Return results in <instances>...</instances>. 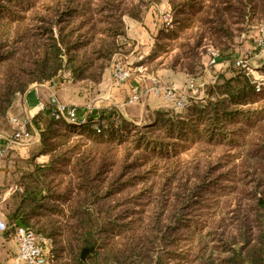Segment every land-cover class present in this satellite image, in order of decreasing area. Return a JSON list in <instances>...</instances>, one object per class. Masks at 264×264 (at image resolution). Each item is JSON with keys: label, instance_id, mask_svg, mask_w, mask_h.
Masks as SVG:
<instances>
[{"label": "rangeland", "instance_id": "rangeland-1", "mask_svg": "<svg viewBox=\"0 0 264 264\" xmlns=\"http://www.w3.org/2000/svg\"><path fill=\"white\" fill-rule=\"evenodd\" d=\"M133 1L135 4L142 1L143 19L124 15L125 35L118 37L119 51L113 56L102 80L99 83H72L66 71L58 76L62 77L63 87L55 92L63 103L78 109H97L99 115L103 110L112 109L121 116L120 121L124 120L120 123H127L125 133H128L156 125L154 120L158 112H170L178 118L186 117L190 109H176L164 96L155 95L151 91L154 79L161 87L175 89L181 96H186L191 107L196 105L194 101L207 105L210 86L241 73L252 79L256 89L260 83L261 93L264 91V48L261 46L264 19L232 25L220 42L205 37L197 47L193 38L189 41L176 40L167 56L162 55L146 64L157 36L171 26L173 9L171 0ZM27 3L0 0V8L6 7L2 8V19L28 17L31 14L26 9ZM214 53L218 54L215 65L211 63ZM238 62L245 67H237ZM120 68L129 72L130 77L119 83L115 75ZM168 72L180 74L178 78L181 79L168 77ZM211 72L216 75L212 80L203 79ZM37 84L41 83H32L25 93ZM137 89L141 98L131 103L130 98ZM25 93L16 94L9 119L20 115L19 108L15 112V105L18 101L24 102L22 96ZM260 105H263L262 108ZM257 107L255 115L259 121L264 119V100L251 109ZM246 109L240 108L241 111ZM84 112L88 117L92 115ZM9 119H0V145L12 131ZM242 125H246L243 119ZM240 127L241 124L231 125L223 138L215 137L218 140L225 138L223 146L206 145L200 138L203 136L193 135L194 143L184 154L187 163L182 162L177 178L170 181H167L163 170L148 172L146 167L129 172L123 180L120 176L124 172L117 175L115 171L118 169L111 167L106 173L108 175L103 176V183L95 179L99 182L89 189L86 196L88 205L80 210V219L107 221L100 233L101 245L93 251H99L106 260L92 258L89 253L85 264H233L235 260L241 264H252L246 257L259 250V246H255L260 243L264 231V208L258 207V204H264V156L262 150L257 152L261 145V140H257L259 136L229 137L237 131L240 133ZM83 141L85 145H82L81 151L97 147L92 140ZM164 141L177 143L175 140ZM169 151L175 150L172 148ZM123 157L124 154L117 159ZM75 167L76 161L66 163L59 175L53 177L55 185H58L56 196L68 197V202L56 205L48 201L47 207L33 216V226L39 230L37 234L45 238L43 243L49 255H53L51 264L58 256L67 259L64 264H77L68 251L70 247L77 248L71 244L76 237L72 233L77 231L73 226H78V223L68 219L73 207V200L70 201L68 196L72 187L68 182ZM95 170L93 168L92 172ZM135 176L140 178L135 179ZM80 183L82 180L75 176V187ZM46 195L44 192L40 199ZM78 195L84 202V193ZM78 195L77 192L71 193L73 199ZM185 199L186 202L183 201ZM49 206H55L60 211L55 213ZM11 208L10 205H0L2 213H12ZM131 223L132 230L124 228ZM86 227H89L87 223ZM97 227L101 229L102 226L97 224ZM84 249L86 247L78 253L81 258ZM55 250L60 254L55 255Z\"/></svg>", "mask_w": 264, "mask_h": 264}, {"label": "trees", "instance_id": "trees-1", "mask_svg": "<svg viewBox=\"0 0 264 264\" xmlns=\"http://www.w3.org/2000/svg\"><path fill=\"white\" fill-rule=\"evenodd\" d=\"M19 2H28L26 9L31 15L5 21L2 19V8L5 6L0 8V119H9L17 93H25L29 85L35 82H53L63 71L68 73L72 83H99L113 56L119 51L118 37L125 35L124 15L136 20L143 19L140 8L142 1L141 4H135L133 0ZM171 6V26L157 36L154 50L146 64L162 55L167 56L173 50L176 40L189 41L193 38L197 47L205 37L220 42L232 25L250 24L264 19V0H171ZM208 90L207 105L194 101L196 105L191 107L189 102L183 108H190L186 117L177 118L173 113L161 111L156 114V125L135 129L129 134L125 133L127 123H120L124 120L120 121L121 116L112 109L103 110L97 121L89 120L85 125L77 126L64 119H57L55 106L48 102L45 109L28 123V131L30 134L39 132L40 143L34 152L48 156L50 160L42 170L36 169L24 182L21 202L14 217H22L29 230L39 233L32 223L38 210H44L48 201L56 205H61L62 201L68 202V197L56 196L58 185H55L53 177L59 175L66 163L76 161L74 174L71 172L72 178L68 182L72 187L68 192L69 200H73L72 213L68 219L77 221L78 226L73 227L78 231L80 224L82 233H72L76 237L71 246L77 248L70 247L68 251L70 258L76 260L77 264H85V260L78 256L79 251L84 247L95 249L101 245L100 233L107 221L80 219V210L88 205L86 196L89 189L99 180L103 183L102 178L108 175L106 173L111 167L118 169L115 171L117 175L124 172L120 180L129 172L146 167L148 172L163 170L167 181H170L177 178L181 166L187 163L184 154L194 143L193 135L203 136L200 138L206 145L223 146L225 138L218 140L215 137L223 138L229 126L238 124H241L240 133L237 131L229 137L259 136L257 140H261V145L257 152L262 150L264 156V119H256L255 113L259 107L251 109L264 100V91L258 92L252 79L243 73L232 79H223L222 83L210 86ZM241 107L248 109L241 111ZM77 111L82 116L86 110L77 108ZM242 119L246 125H242ZM235 120L237 121L234 122ZM243 126L249 130H245ZM83 139L94 141L97 147L81 151L82 145H85ZM165 139L175 140L177 143H165ZM186 143L190 145L186 147ZM172 148L174 152L169 151ZM123 154V158L117 159ZM93 168L96 169L95 172H92ZM75 176L82 180L77 187L74 184ZM50 178L51 181L48 182ZM136 178L140 177L135 176ZM44 192L47 195L40 199ZM73 192H77V195L84 193L85 201L79 198L80 195L73 199ZM183 201L186 202V199ZM258 207L264 208V204L260 203ZM48 208L55 213L60 211L55 206ZM97 224H101V229H98ZM132 225L131 223V227L128 225L124 228L132 230ZM257 246L259 250L253 251L246 258L252 264H264V231L260 243L255 247ZM56 254L60 253L55 250ZM236 255L241 256V253ZM89 256L102 259L103 262L106 260L99 251L91 252ZM63 257H56L54 264H64L67 259ZM233 264L241 263L235 260Z\"/></svg>", "mask_w": 264, "mask_h": 264}, {"label": "crops", "instance_id": "crops-1", "mask_svg": "<svg viewBox=\"0 0 264 264\" xmlns=\"http://www.w3.org/2000/svg\"><path fill=\"white\" fill-rule=\"evenodd\" d=\"M144 31L145 33L148 32L145 29ZM141 34L144 36L143 32H141ZM148 34L149 33H147V35ZM179 75L180 74H175L172 72H168L167 74L168 77L173 78H178ZM214 76H216L215 72H211L203 79L212 80ZM186 78H184L185 81L187 80ZM61 81L62 77H58L53 82L39 84L37 87V90L40 94L39 97L36 93L35 88H31L29 91H27L22 96L24 102H16L15 112H18V110L20 109V115L18 114V117H20L24 121L31 123L33 118L42 111L41 104L43 106H46V104L49 102L50 93L57 91L58 88L63 87ZM57 94H59V92H57ZM17 108L19 109L17 110ZM85 109L87 113H92L91 119H95L96 121L99 119L100 115L97 109ZM11 127L13 131L14 127L12 123ZM12 131L9 132L8 135L11 134ZM32 136L33 139L28 145L24 147H16L9 153V155L5 159L0 161V205L6 204L12 207V213H2L0 210V219L9 224L8 231L0 233V264H16V257L18 253V245L15 238L16 232L21 225L27 227L22 217H14L15 213L19 209V205L21 202L23 185L24 182L28 180L27 178L31 173H34L36 169L42 170L50 160L48 156L37 155V153L34 152L35 148L40 143V134L38 131H35ZM1 144H3L2 141Z\"/></svg>", "mask_w": 264, "mask_h": 264}, {"label": "built area", "instance_id": "built-area-1", "mask_svg": "<svg viewBox=\"0 0 264 264\" xmlns=\"http://www.w3.org/2000/svg\"><path fill=\"white\" fill-rule=\"evenodd\" d=\"M261 46L264 48V38L261 41ZM213 59L211 63L215 65L217 63L218 54H213ZM237 67H245L243 63L238 62ZM130 77V73L123 71L122 68L118 69L117 74L115 75V80L117 82H124L127 78ZM257 82V81H256ZM153 86L151 91L155 95H162L164 98L174 104V108L183 109L187 103L188 98L181 96L175 89H165L161 87L160 83L156 80H152ZM261 84L257 86V91H261ZM38 84L33 86L35 88L38 97L40 96L37 90ZM141 95L138 92V89L134 91L133 95L130 98L131 103H136L140 100ZM49 102L55 106V116L57 119H64L69 124L81 126L89 122L92 115L79 116L77 108L63 103L59 97L56 95V92H51L49 97ZM41 103V102H40ZM42 111L45 109V106L41 104ZM90 114V113H89ZM11 123L13 125V131L3 140V144L0 145V161L5 159L9 153L14 150L16 147H24L28 145L33 136L28 131L27 121L22 120L18 116L11 118ZM8 223L0 219V233L8 231ZM16 242L18 245V253L16 257V264H51L53 261V256L49 255L47 247L43 243L45 238L31 230H25L18 228L16 232Z\"/></svg>", "mask_w": 264, "mask_h": 264}, {"label": "water", "instance_id": "water-1", "mask_svg": "<svg viewBox=\"0 0 264 264\" xmlns=\"http://www.w3.org/2000/svg\"><path fill=\"white\" fill-rule=\"evenodd\" d=\"M20 228L28 230V228L25 227L24 225H21ZM93 251H94V248H86V249H84L83 252H82V260H86V256L89 253L93 252Z\"/></svg>", "mask_w": 264, "mask_h": 264}]
</instances>
